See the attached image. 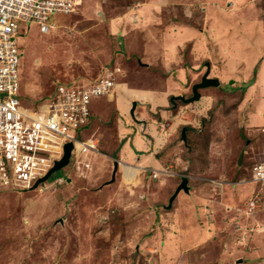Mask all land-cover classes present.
Segmentation results:
<instances>
[{
    "label": "rangeland",
    "instance_id": "1",
    "mask_svg": "<svg viewBox=\"0 0 264 264\" xmlns=\"http://www.w3.org/2000/svg\"><path fill=\"white\" fill-rule=\"evenodd\" d=\"M115 2L116 11L128 13L131 26L125 22L122 31L130 44L142 28V22L134 19L144 20V28L151 25L144 35L162 30L159 35L146 34L152 41L148 60L128 53L135 57L127 66L130 76L120 73L117 82L130 80L141 86L151 70L166 76L156 61L151 70L146 67L163 46L161 35L167 29L172 32L165 27L174 21L180 28L203 31L208 39L201 53L191 48V42L182 43L173 51L178 56L175 65H194L193 84L209 69L220 86L201 89L199 101L170 102L175 115L167 123L164 120L168 133L150 150L162 163L152 170L160 173L158 177L144 170V183L130 189L139 181L135 172H128L126 188L117 175L116 185L101 192L102 184L111 179L112 167L97 168L104 160L98 155L89 181L70 164L36 189L9 186L0 191V264H264V190L249 179L252 166L264 161V82L259 90L249 81L240 83L251 70L248 80L256 82L260 69L264 70V50L258 59L247 61L230 55L224 49L228 42L222 40L246 41L241 44L250 56L257 46L263 47L264 0H86L77 13L51 16L57 27L47 34L39 25L22 29L18 66L22 103L45 104L59 83L78 85V80L113 71L116 56L131 64L124 50L128 42L123 41L122 51H115L119 41L108 27ZM143 5L152 7L144 13L146 18H134L132 9ZM244 19L254 20L255 28H242L239 23ZM167 67L173 73L170 64ZM190 84L181 92L185 99L193 95ZM102 101H92V108ZM106 109L98 112L97 121L113 128L119 115L109 114L111 107ZM183 176L188 177L190 193L181 191L167 209Z\"/></svg>",
    "mask_w": 264,
    "mask_h": 264
},
{
    "label": "built area",
    "instance_id": "2",
    "mask_svg": "<svg viewBox=\"0 0 264 264\" xmlns=\"http://www.w3.org/2000/svg\"><path fill=\"white\" fill-rule=\"evenodd\" d=\"M81 4L82 0H0V191L9 186L31 189L63 157L68 143L73 144L69 165L82 178L91 175L92 156L100 151L98 144L83 140L81 134L90 122L92 101L115 91L116 70L78 80V85L59 83L48 102L28 107L21 100L18 68L22 29L39 25L48 33L55 27L51 16L75 13ZM252 168L250 182L262 191L264 161ZM159 174L152 171L150 176Z\"/></svg>",
    "mask_w": 264,
    "mask_h": 264
},
{
    "label": "crops",
    "instance_id": "3",
    "mask_svg": "<svg viewBox=\"0 0 264 264\" xmlns=\"http://www.w3.org/2000/svg\"><path fill=\"white\" fill-rule=\"evenodd\" d=\"M86 0H83V3ZM223 1V0H221ZM112 14L109 17L108 27L111 28L110 34L115 36V38H118L119 43L116 45L115 51H122L123 49V41L126 45L128 42V47H126L124 50H126L125 54L127 56L129 52H133L137 56L145 57L148 60L149 55L148 54L149 48L152 46L151 42L146 36V34L151 33V36L153 34H160L159 32L150 31L148 33H145L144 30H147V28H144L143 22L144 20H137L134 19V23H141V27L143 28V31L140 29L139 32L136 34V41L133 44H130V38L124 39V36L127 35L122 31L123 24L126 22V26L129 27L130 21L128 20V13L126 14H120L119 9L116 11V2L114 3ZM171 6V5H168ZM137 8L132 9V15H134V18H142L146 16L144 13L150 12L151 6H136ZM107 13L109 14V11L107 8H105ZM104 9V11H105ZM214 11V9H212ZM130 13V10H129ZM105 17H107L106 13ZM125 19V21H123ZM243 19V18H242ZM226 20V19H225ZM222 21V19H220ZM247 19H244L241 23L242 28L248 29V28H255L254 20L251 22H247ZM253 22L252 25H250ZM118 27H121V30H119ZM171 28L172 32H170L168 29L165 31L163 35H161V38H163V46L161 50L155 55L152 56V61L147 62L149 64V67H146L148 70H151V67L155 64L154 61L158 63V66L164 69L166 76L159 75V73H155L149 71L148 73H145L147 77V81L145 80L141 83V86H137V83L134 84L130 80H120L117 82V87L115 91L108 96L102 97L101 99L102 104L99 105L97 108L96 105L92 108L93 118L90 125L85 128L82 131V136L84 137L83 140L94 142L98 144V147L101 146L104 153H101L104 157V160H102V166L95 167L105 171L109 167H112L113 170V163L115 160H118L121 162V166L119 169V172L117 174L123 178L121 179L122 186H125V177L128 172H135L138 176V183L132 184L130 189L140 185V182H143V176L147 173H151L152 170H157L159 167H161L162 163L160 160L156 159L155 154L153 151H150L151 148L157 147V142L162 138V134L168 133L165 122L167 123L169 118L174 117V111L173 107L170 108V99L172 96H179L181 95V92L183 90H187V87L185 85L187 83H191L188 86V89L191 85H193V82L195 81L196 77H194V72L192 69H194V65L191 66H184V65H175L178 64L175 61H177V55L173 54V51L177 48H182L184 45H181L182 43L191 42V48L199 51L201 53L203 45L208 43L206 40H208L205 37V33L200 30H196L194 28L189 27H182L180 28L179 25H177L176 22L172 21L171 24L167 25L166 28ZM164 30V29H163ZM247 33V32H246ZM251 34L250 32H248ZM217 34V31L216 33ZM216 36V35H214ZM123 37V38H122ZM251 37V35H249ZM124 39V40H123ZM222 40L225 41L229 45L227 47V44L224 49L230 54L235 55V58H246L247 61H250L251 58L258 59V53H262L264 50V46L262 47L257 46L255 49V53L251 56L249 55V52H245L244 46L242 44L246 43V41H236L234 39H230L227 41L226 39L222 38ZM236 41V42H234ZM195 43V44H194ZM242 43V44H241ZM249 43V42H248ZM247 43V44H248ZM246 44V46H247ZM149 47V48H148ZM262 47L260 50L259 48ZM148 49V50H147ZM116 52V55H117ZM152 55V52H151ZM129 64L126 59L120 56H116V71H117V79L121 76V74L126 72L127 79L128 76H130V72L128 73L127 68L132 66L135 57L129 56ZM175 59V60H174ZM139 60V59H138ZM141 60V59H140ZM139 60V61H140ZM150 60V59H149ZM169 60H172V62L169 63ZM161 62V63H159ZM167 63L170 64V67H172L173 73L168 72ZM247 64V62H246ZM128 66V67H127ZM167 72H166V70ZM175 69V70H174ZM104 71V70H103ZM254 71V70H253ZM253 71L247 75V78L242 79L240 83H246L249 81L248 85H250L252 88L255 86V90L262 89L263 82H264V70L260 69V74L258 75V78L256 79V82L254 80H248L253 74ZM257 71V70H255ZM103 73V72H102ZM101 73V74H102ZM121 73V74H120ZM259 73V72H258ZM101 74L97 77L101 76ZM120 74V75H119ZM91 78V79H93ZM139 83V84H140ZM192 87V86H191ZM100 100V99H98ZM135 103L136 106H133ZM107 107H111L109 114L114 113V115H119L118 124L116 123V117L114 121L113 128H108V126L102 127L101 125V119L97 121L98 116L100 112L106 113ZM99 112V113H98ZM165 120V122H164ZM110 123V122H109ZM129 125V126H126ZM117 126V127H116ZM144 127V128H143ZM160 127V130H158ZM132 128V129H131ZM143 128V129H142ZM145 129V130H144ZM132 131V134H128V132ZM108 136V140L105 141V138ZM122 143V145L120 144ZM103 146H108V149L103 148ZM119 148V149H118ZM149 149V151H147ZM100 150V149H99ZM116 150H118L117 153V159H116ZM155 151V149H154ZM115 156V157H114ZM113 157V158H112ZM94 161H97V158H94ZM125 163L129 164V166L125 167ZM132 165V166H131ZM148 166V167H147ZM149 166L153 167V169L149 168ZM123 168V169H122ZM111 170V172H112ZM147 171L146 174L143 175V171ZM142 174V176H141ZM107 179H108V173H106ZM145 176V177H146ZM103 179V174L101 177ZM98 178V180H99ZM70 178H68V182ZM106 179V180H107ZM145 179V178H144ZM97 181V180H96ZM95 181V182H96ZM59 182H64V179H59ZM125 183V184H124ZM115 182L109 185L102 184L101 192L106 191L105 189L110 190L115 186ZM126 188V186H125ZM132 191V190H131ZM187 194V193H185Z\"/></svg>",
    "mask_w": 264,
    "mask_h": 264
},
{
    "label": "water",
    "instance_id": "4",
    "mask_svg": "<svg viewBox=\"0 0 264 264\" xmlns=\"http://www.w3.org/2000/svg\"><path fill=\"white\" fill-rule=\"evenodd\" d=\"M234 81L231 80L230 84H233ZM220 86V80L217 78H211L210 77V70L208 69L204 75L202 76V79L199 83H195L192 86V96L188 99H185L183 96H173L171 98V101H174L175 99H179L182 100L186 103H192L195 101H199L201 98V93L200 90L201 89H205V88H209V87H219ZM133 106H136L135 103H133ZM186 129L184 128L182 131V138L183 140H186V133H185ZM73 150V144L72 143H68L65 145L64 147V155L61 159L57 160L55 162V165L48 170V173L43 176L42 178H40L31 189H36L40 184L44 183L45 181H47L54 173L58 172L59 170L63 169L64 167L68 166L70 163V158H71V153ZM119 167H120V162L118 161H114L113 163V170L111 172V179L109 181H107L104 185H109L112 184L116 181V173L119 171ZM71 180V179H69ZM184 191L186 193L190 192V186H189V180L188 177H183L181 180V183L179 184V186L177 187V189L175 190L174 194L171 196L170 200H169V204L166 206L167 209L172 207L173 201L176 199V197L178 196V194ZM61 222L63 221V219L60 220ZM242 262L241 259L238 261V263Z\"/></svg>",
    "mask_w": 264,
    "mask_h": 264
},
{
    "label": "clouds",
    "instance_id": "5",
    "mask_svg": "<svg viewBox=\"0 0 264 264\" xmlns=\"http://www.w3.org/2000/svg\"><path fill=\"white\" fill-rule=\"evenodd\" d=\"M82 4H83V0H82ZM82 4H81V5H82ZM77 12H78V11H77ZM77 12H75V13H77ZM72 14H74V13H72ZM72 14H67V15H72ZM53 23H54V22H53ZM54 24H55V23H54ZM55 26H56V24H55ZM56 27H57V26H56ZM53 29H54V28H53ZM51 30H52V29H51ZM49 32H50V30H49ZM49 32H48V33H49ZM45 34H47V33H45ZM116 75H117V74H116ZM201 79H202V78H201ZM193 85H194V84H193ZM193 85H192V86H193ZM191 88H192V87H191ZM179 96H182V95H179ZM172 97H173V96H172ZM172 97H171V98H172ZM175 100H176V99H175ZM175 100H174V101H175ZM170 101H171V99H170ZM174 101H171V102L174 103ZM87 127H88V126H87ZM87 127H86V128H87ZM82 139H83V137H82ZM98 148H99V147H98ZM99 151H100V150H99ZM99 155H102L101 152H100ZM97 156H98V154H97ZM97 156H92V158H97ZM115 161H118V160H115ZM118 162H120V161H118ZM120 166H121V162H120ZM119 169H120V167H119ZM251 171H252V169H251ZM183 177H184V176H183ZM183 177H182V178H183ZM250 177H251V174H250ZM88 178H89V177H88ZM88 178H87V180L89 181ZM83 179H85V178H83ZM250 184H251V182H250ZM185 193H186V192H185ZM189 193H190V192H189ZM178 195H179V194H178ZM177 197H178V196H177ZM177 197H176V198H177ZM246 213H247V212H246ZM248 215H249V216H248ZM245 216H246V217H251V216H253V215L247 213V214H245ZM251 218H252V217H251ZM239 228H240V229H243L242 226H240Z\"/></svg>",
    "mask_w": 264,
    "mask_h": 264
},
{
    "label": "trees",
    "instance_id": "6",
    "mask_svg": "<svg viewBox=\"0 0 264 264\" xmlns=\"http://www.w3.org/2000/svg\"><path fill=\"white\" fill-rule=\"evenodd\" d=\"M91 112H92V108H91ZM92 118H93V113L91 114V119H90V122L88 123V126H89L90 123L92 122ZM83 130H84V129H83ZM81 137H83L82 134H81Z\"/></svg>",
    "mask_w": 264,
    "mask_h": 264
},
{
    "label": "bare ground",
    "instance_id": "7",
    "mask_svg": "<svg viewBox=\"0 0 264 264\" xmlns=\"http://www.w3.org/2000/svg\"><path fill=\"white\" fill-rule=\"evenodd\" d=\"M237 27H239V26H237ZM244 35H245V34H244ZM263 38H264V37H263ZM95 177H96V176H95ZM95 179H96V178H95ZM95 179H94V180H95ZM235 186H236V185H235ZM199 204H200V203H199ZM237 205H238V204H237ZM232 209H233V208H232Z\"/></svg>",
    "mask_w": 264,
    "mask_h": 264
},
{
    "label": "flooded vegetation",
    "instance_id": "8",
    "mask_svg": "<svg viewBox=\"0 0 264 264\" xmlns=\"http://www.w3.org/2000/svg\"><path fill=\"white\" fill-rule=\"evenodd\" d=\"M119 172V171H118ZM117 174V173H116ZM118 175V174H117ZM117 175H116V177H117Z\"/></svg>",
    "mask_w": 264,
    "mask_h": 264
}]
</instances>
